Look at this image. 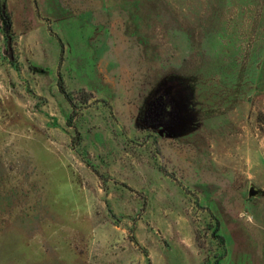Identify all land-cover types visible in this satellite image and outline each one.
<instances>
[{"label": "rangeland", "instance_id": "obj_1", "mask_svg": "<svg viewBox=\"0 0 264 264\" xmlns=\"http://www.w3.org/2000/svg\"><path fill=\"white\" fill-rule=\"evenodd\" d=\"M0 264H264V0H0Z\"/></svg>", "mask_w": 264, "mask_h": 264}, {"label": "water", "instance_id": "obj_2", "mask_svg": "<svg viewBox=\"0 0 264 264\" xmlns=\"http://www.w3.org/2000/svg\"><path fill=\"white\" fill-rule=\"evenodd\" d=\"M254 193H255V191H254L253 189H250V190H249V194H250V195H253Z\"/></svg>", "mask_w": 264, "mask_h": 264}, {"label": "trees", "instance_id": "obj_3", "mask_svg": "<svg viewBox=\"0 0 264 264\" xmlns=\"http://www.w3.org/2000/svg\"><path fill=\"white\" fill-rule=\"evenodd\" d=\"M179 80V79H178Z\"/></svg>", "mask_w": 264, "mask_h": 264}]
</instances>
